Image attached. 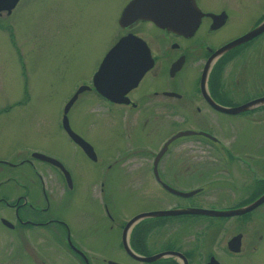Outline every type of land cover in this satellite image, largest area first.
I'll use <instances>...</instances> for the list:
<instances>
[{
	"label": "flooded vegetation",
	"instance_id": "obj_1",
	"mask_svg": "<svg viewBox=\"0 0 264 264\" xmlns=\"http://www.w3.org/2000/svg\"><path fill=\"white\" fill-rule=\"evenodd\" d=\"M129 1L121 5L117 18L121 34L68 98L76 93L67 113L69 126L93 152L88 155L70 137L63 127L64 108L61 114V131L84 160L98 166L79 169L82 176L88 175L86 184L77 180L76 169L42 150L29 149L27 156L16 160L0 157V264L258 262L264 246V200L233 216L161 212L236 209L264 195L263 124L253 134L256 123L264 122V0H194L191 10L198 14V23L192 22L186 33L145 18L121 26L118 20ZM126 35L140 43L139 50L130 49L134 63L128 68L136 69L140 59L147 68L137 80L128 76L107 83L103 93L104 83L94 80L96 71ZM75 105L85 116L100 119L93 121V127L100 123L107 140L104 149L71 125L69 112ZM179 126L185 128L176 129ZM244 126L252 135L242 131ZM86 127L93 128L89 123ZM162 127L174 131L156 152L139 144ZM181 130L195 133L170 141L156 160L163 145ZM235 132L239 136L232 141ZM179 139L204 142L207 151L197 157L173 152ZM251 141L253 151L235 150ZM37 152L59 164L38 158ZM123 165L119 178L118 168ZM196 173L218 178L193 185ZM146 175L153 183L145 184ZM113 178L122 184L114 185ZM114 187L140 193L152 189L159 196L153 195L152 205L132 203V215L124 217L126 205L118 200L114 206ZM90 188L105 192L106 201L88 209L83 207L82 191ZM218 188L227 190L224 200L228 195L235 200L224 207L213 206L222 196ZM161 192L168 204H161Z\"/></svg>",
	"mask_w": 264,
	"mask_h": 264
},
{
	"label": "rangeland",
	"instance_id": "obj_2",
	"mask_svg": "<svg viewBox=\"0 0 264 264\" xmlns=\"http://www.w3.org/2000/svg\"><path fill=\"white\" fill-rule=\"evenodd\" d=\"M125 3L126 0H19L10 14L4 11L0 13V157L16 160L27 156L25 153L29 149L42 150L58 156L67 166L76 169L77 180L86 184L84 181L88 175L82 176L79 169L95 170L98 166L94 167L84 160L82 153L61 131V114L75 86L89 77L93 64L100 60L105 49L121 34L117 18ZM106 7L110 10L107 11ZM78 109L75 105L69 112L71 125L99 149H104L107 140L105 133L99 130L100 123L97 129L93 127V121L100 122V119L95 115L90 117V113L85 116ZM87 123L93 128L88 129ZM259 123L264 126V122L258 121L253 134L257 129V132L262 130ZM183 128L179 126L176 129ZM173 131V128L165 127L154 130L139 144L146 150L156 152ZM242 131L252 135L250 128L244 126ZM237 136L239 134L233 133L230 140L234 141ZM183 139L178 140L173 152L190 153L197 157L207 151L204 142H181ZM253 141L246 146L241 143L235 150L253 151L256 148ZM176 168H181L180 164ZM124 169L125 165L119 166V178H122ZM85 173L88 174L87 171ZM193 178L194 185L218 176L196 173ZM113 183L122 184V181L113 178ZM151 183L150 176L146 175L145 184ZM216 190L222 196L216 197L213 206L224 207L230 200H235L231 195L224 200L223 194L227 190ZM141 193L114 187V206L119 205L118 200L126 205L124 213L128 214L123 215L127 217L134 211L132 203L141 205V201H144L145 205H152L153 195L159 196L152 189H145ZM163 193L161 204H168L169 200ZM210 198L214 199L215 196ZM82 199L83 207L90 209L97 201H106V196L98 188H90L83 189ZM257 259V264L259 260H264V246Z\"/></svg>",
	"mask_w": 264,
	"mask_h": 264
},
{
	"label": "water",
	"instance_id": "obj_3",
	"mask_svg": "<svg viewBox=\"0 0 264 264\" xmlns=\"http://www.w3.org/2000/svg\"><path fill=\"white\" fill-rule=\"evenodd\" d=\"M19 0H0V13L3 11L10 14L12 9L16 6ZM194 4V0H130L123 9L120 17L119 24L126 26V23H132L139 19H150L158 26L166 28L167 30L186 33L189 31L192 22L194 26L198 23V14L192 12L191 8ZM140 43L137 38L133 35H126L120 38L115 45L107 52L104 59L102 60L94 77L95 81L101 80L104 84L102 85L103 93H106V84L111 81H123L128 76L130 80L139 79L143 72L146 70L147 62L140 59L139 65L136 69L128 68L134 62L133 53L130 49L139 50ZM100 89V88H99ZM76 98V93L69 99L64 107L63 115V127L73 140L82 146L83 150L89 155L93 152L91 145L83 140L78 134H76L69 126L67 113L72 103ZM195 131L184 130L179 131L173 137H171L162 147L156 160L166 151L167 145L173 139L189 136L194 134ZM36 156L45 161H52L57 164L59 162L51 157H47L41 154ZM156 162V161H155ZM173 192H178L172 189ZM196 192V191H195ZM190 192L189 194L195 193ZM264 200V195L248 206L229 210H216V209H185V210H172L163 211L162 214H181V213H199L210 216H233L248 212L259 205ZM135 220V219H133ZM232 241H236V238ZM232 247L235 248V243H232Z\"/></svg>",
	"mask_w": 264,
	"mask_h": 264
}]
</instances>
